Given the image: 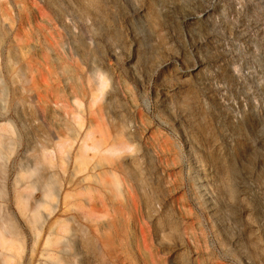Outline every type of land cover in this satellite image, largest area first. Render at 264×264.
<instances>
[{
  "label": "rangeland",
  "instance_id": "1",
  "mask_svg": "<svg viewBox=\"0 0 264 264\" xmlns=\"http://www.w3.org/2000/svg\"><path fill=\"white\" fill-rule=\"evenodd\" d=\"M0 264H264V0H0Z\"/></svg>",
  "mask_w": 264,
  "mask_h": 264
}]
</instances>
